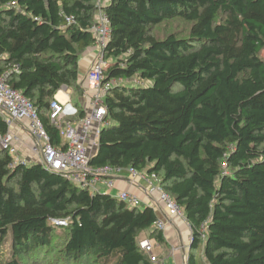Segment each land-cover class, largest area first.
Returning <instances> with one entry per match:
<instances>
[{"label":"trees","instance_id":"1","mask_svg":"<svg viewBox=\"0 0 264 264\" xmlns=\"http://www.w3.org/2000/svg\"><path fill=\"white\" fill-rule=\"evenodd\" d=\"M102 9L112 30L105 78L126 82L106 93L89 164L158 177L190 225L185 264H264V0H109ZM97 12L96 0H0V74L56 146L49 103L63 86L83 93L78 61L94 44ZM176 17L190 23L186 35L154 36ZM9 164L0 151V264L54 251L61 264H163L138 246L147 229L164 241L153 207L38 163Z\"/></svg>","mask_w":264,"mask_h":264},{"label":"built area","instance_id":"2","mask_svg":"<svg viewBox=\"0 0 264 264\" xmlns=\"http://www.w3.org/2000/svg\"><path fill=\"white\" fill-rule=\"evenodd\" d=\"M98 12L95 21L89 27L94 38L96 55L85 74L86 87H83L80 104L70 100L59 101L54 97L49 103L48 117L52 125L60 131L61 146L51 143L40 115L33 103L19 90L12 88L7 82V73L0 74V114L5 118L7 130L0 131V151L10 157V167L18 164L38 163L45 169L58 173L72 183L90 191L102 190V183L110 189L113 179L110 175L126 170L131 177H144L133 168H113L111 166L94 167L89 164L91 155L96 151L100 129L107 123V108L104 104L106 93L113 87L124 84L123 78H105V69L109 60L104 49L111 39L112 30L102 7L106 0H96ZM72 21V18H67ZM65 86L60 89H64ZM67 88V87H66ZM59 91V90H58ZM81 110L83 116H80ZM147 195H158V202L167 216H184L183 208L166 193L155 174L149 175ZM154 181V182H152ZM130 206H138L140 199L130 191L122 190L115 195ZM53 224L64 226L65 220L51 219ZM190 229V225L187 222ZM164 230L166 218L158 217L155 225ZM191 232V230H190ZM191 240V236H190ZM158 242L148 236L138 238L139 248L147 254L152 262H160L155 247ZM172 247V251L177 250Z\"/></svg>","mask_w":264,"mask_h":264},{"label":"crops","instance_id":"3","mask_svg":"<svg viewBox=\"0 0 264 264\" xmlns=\"http://www.w3.org/2000/svg\"><path fill=\"white\" fill-rule=\"evenodd\" d=\"M109 0H106L105 4H107ZM97 49L94 45L90 46L89 48L85 49V51L81 54L78 65H79V73H80V80L82 83V87H86L85 82V74L88 70V67L92 60L96 55ZM56 99L59 101H67L70 100L75 104H80L81 96L78 94L75 97V101L72 97V89L64 88L59 89L56 92L55 96ZM108 178L113 179V186L107 190L113 192V195H117L118 192L122 190H127L135 194L140 199V203L145 206L149 205L155 209L157 212L158 217H165L166 218V226L163 230V242H158L156 246V250L159 251V255L163 252H166V257L164 258V262L167 264H185L187 252L189 250L190 245V236L191 232L187 225V221L185 217L182 216H167L166 213L163 211V208L158 202V195H147L145 193V189L148 186L147 181L151 180L149 175H145L144 177H131L126 170L121 171L119 174L110 175ZM154 182V181H152ZM155 183V182H154ZM101 187L107 188L104 184H100ZM111 194V193H110ZM140 236H147L149 235V230H143L139 233ZM177 247L178 249L172 251V247ZM159 261L163 262L158 257Z\"/></svg>","mask_w":264,"mask_h":264},{"label":"rangeland","instance_id":"4","mask_svg":"<svg viewBox=\"0 0 264 264\" xmlns=\"http://www.w3.org/2000/svg\"><path fill=\"white\" fill-rule=\"evenodd\" d=\"M173 19L174 20H171L170 22H169V19H166V20H164V22L162 24L158 25L157 27H154V29H153L154 36L158 39H161L166 34L175 33V34H178L177 36H184L189 32V28H190L189 22L179 20L180 19L179 17H176ZM260 56L264 60V50L261 51ZM76 95H78V94L72 90V97H73L74 101H75ZM80 95H82V94H80ZM99 187H101V185H99ZM106 190H109V189H105L102 187V191H106ZM110 193L113 195V192H110ZM138 206L141 209L143 208V205L141 203L138 204ZM154 241H156V240H154ZM6 248L7 249H6L5 256H8L10 254L8 245H6ZM201 249H202V244L198 247V249L195 252L197 259L202 257ZM155 253L164 262V258L166 257V252H163L162 254L159 255V251L156 250V247H155ZM54 255L56 256L55 251L53 253H51L50 255H45L43 252H41L38 254L40 262L32 263L26 257H23L22 262H23V264H61L59 261L56 260V258L54 259ZM164 264H167V263L164 262Z\"/></svg>","mask_w":264,"mask_h":264}]
</instances>
